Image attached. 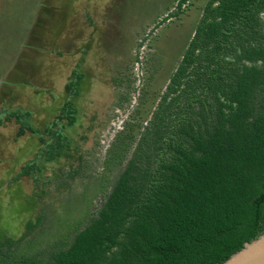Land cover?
<instances>
[{
    "label": "trees",
    "instance_id": "1",
    "mask_svg": "<svg viewBox=\"0 0 264 264\" xmlns=\"http://www.w3.org/2000/svg\"><path fill=\"white\" fill-rule=\"evenodd\" d=\"M185 1L179 0L177 8ZM260 11L264 12V0L207 1L194 36L135 138L123 169L87 223L65 248L50 253L47 264H220L264 232ZM76 71L64 86L68 97L78 93L74 83L82 77ZM71 98L56 109L45 107L44 114L49 112L50 117L44 127L33 121L31 109L9 102V108L0 111V126L13 117L20 124L18 135L29 130L43 142L14 179L40 170L37 159L52 160L61 154L70 140L67 131L80 113ZM122 135L117 134L112 144ZM83 157L78 153V167L57 178L59 186L84 175ZM41 218L38 214L35 221L28 220L23 236ZM22 238L0 239V264H45L13 256Z\"/></svg>",
    "mask_w": 264,
    "mask_h": 264
},
{
    "label": "rangeland",
    "instance_id": "2",
    "mask_svg": "<svg viewBox=\"0 0 264 264\" xmlns=\"http://www.w3.org/2000/svg\"><path fill=\"white\" fill-rule=\"evenodd\" d=\"M207 1L189 0L178 9L179 0H0V111L9 102L20 105L33 110L31 118L42 126L50 117L45 107L56 109L71 98L64 86L75 67L82 77L71 98L80 113L67 131L70 140L54 159L36 157L40 170L14 179L43 142L27 129L18 135L13 117L0 126V239L23 237L14 257L47 264L100 206L166 91ZM119 133L125 136L112 144ZM78 153L84 154V175L59 186L57 178L78 167ZM38 214L37 226L23 236L25 223Z\"/></svg>",
    "mask_w": 264,
    "mask_h": 264
},
{
    "label": "water",
    "instance_id": "3",
    "mask_svg": "<svg viewBox=\"0 0 264 264\" xmlns=\"http://www.w3.org/2000/svg\"><path fill=\"white\" fill-rule=\"evenodd\" d=\"M220 264H264V232L246 241L240 249Z\"/></svg>",
    "mask_w": 264,
    "mask_h": 264
},
{
    "label": "flooded vegetation",
    "instance_id": "4",
    "mask_svg": "<svg viewBox=\"0 0 264 264\" xmlns=\"http://www.w3.org/2000/svg\"><path fill=\"white\" fill-rule=\"evenodd\" d=\"M188 1H189V0L185 1L184 4L187 3ZM259 15H260V17H261V19H262V31L264 32V12H263V11H260ZM194 34H195V33H194ZM193 36H194V35H193ZM193 36H192V37H193ZM191 39H192V38H191ZM190 41H191V40H190ZM231 59L234 60L235 58H234L233 56H231ZM242 61H244L245 63L249 62V61L244 60V59H243ZM257 62L260 63L261 61H260V60H257ZM249 63H250V62H249ZM67 94H68V93H67ZM69 96H70V94H69ZM67 97H68V96H67ZM71 97H73V96H71Z\"/></svg>",
    "mask_w": 264,
    "mask_h": 264
},
{
    "label": "crops",
    "instance_id": "5",
    "mask_svg": "<svg viewBox=\"0 0 264 264\" xmlns=\"http://www.w3.org/2000/svg\"><path fill=\"white\" fill-rule=\"evenodd\" d=\"M70 78V77H69ZM63 91V89H61V92ZM59 94L60 96L62 95V93H60V90H59ZM67 95V93H65V96Z\"/></svg>",
    "mask_w": 264,
    "mask_h": 264
}]
</instances>
